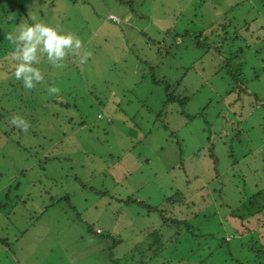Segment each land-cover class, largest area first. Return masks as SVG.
<instances>
[{
	"label": "rangeland",
	"instance_id": "obj_1",
	"mask_svg": "<svg viewBox=\"0 0 264 264\" xmlns=\"http://www.w3.org/2000/svg\"><path fill=\"white\" fill-rule=\"evenodd\" d=\"M17 2L27 18H18L20 8L1 13L7 32L15 18L44 22L78 37L81 48L61 67L41 55L34 66L43 80L32 89L0 87V202L16 208L8 218L0 214V225L9 237L11 228H25L24 253L51 247L30 259L39 264H198L187 257L194 236L219 248L239 221L230 210H244L264 190V0ZM210 24L221 26L218 42L213 34L208 44L197 36ZM171 79L186 88L169 91L181 107L166 98ZM173 108L188 115L186 124ZM14 117L26 131L11 124ZM179 193L184 204L166 203ZM153 231L162 245L150 249ZM208 252L203 247L198 257ZM228 262L219 255L203 264Z\"/></svg>",
	"mask_w": 264,
	"mask_h": 264
},
{
	"label": "trees",
	"instance_id": "obj_2",
	"mask_svg": "<svg viewBox=\"0 0 264 264\" xmlns=\"http://www.w3.org/2000/svg\"><path fill=\"white\" fill-rule=\"evenodd\" d=\"M17 1L18 0H0V14L5 12V11H9V10L14 11L16 8H18V9L20 8V14H19L18 18H20V16H22L21 15L22 13H23V16L25 15L24 18H27L26 13H24V10L26 9V7H24L23 5H21ZM128 4L132 5V2L129 1ZM7 6L9 8H7ZM17 14H18V12H17ZM6 18H9V17L8 16H5L4 18L0 17V87H2V85H6L5 89L7 87L9 88L12 86L16 87L18 85H22V82L17 81L12 77V69H13L15 62L12 61L10 59V56L8 55L12 51L13 46L9 42H7L6 39H4L5 38L4 33H8L7 32L8 29L5 30L3 27L6 24L10 23V21L7 20ZM109 19L112 20L113 22H116V23L119 22V21H116L112 18H109ZM14 20H15L13 22L14 24L18 22V20H16V18ZM28 21H30V20L28 19ZM219 26H221V24H216V25L210 24L207 28V32H199L197 37L198 38L201 37V35L203 33L206 42L208 44H210L212 42L210 41L209 37L214 34L213 39L216 42H218L217 36H218V32L220 31ZM5 28H6V26H5ZM176 34L178 35L179 32H177ZM183 34L187 35L188 30H185L183 32ZM196 42H197L198 46L201 45L200 41L197 40ZM246 48H249V46L247 45ZM242 50L243 49H239L237 52L232 53L231 56L229 55V57H228L229 63L228 64H230V62L234 58H236L238 54L242 53ZM262 60H264V57ZM6 61L8 62L9 71L5 72V74H4L1 71V69H4V70L7 69ZM183 74H184V71H183ZM238 74L240 75L239 72H238ZM183 76H185V75H183ZM172 86L179 88V90L181 91V93L179 95H182V92H183V94L186 93L185 92L186 88L184 86H181L180 81L178 79L177 80H175V79L168 80L167 86L165 88V91H166L165 95H166V98L168 99V102H170V103L177 102L181 107L183 105L184 101L179 100V98H178L179 95L178 96L169 95V91L171 92ZM0 90H3V89H0ZM0 96H1V94H0ZM184 97H185V95H184ZM238 100H239V97H237L235 99L236 102ZM232 102H228L229 107L232 106ZM176 110H177V108H173L171 110V113L173 111L172 116H174L175 112L177 114L178 110L177 111ZM4 113H6V110H5V112L4 111L2 112V115ZM183 114H184V112L182 111L181 115H183ZM241 114L242 113L240 111L236 110L235 115L237 117V121H239L240 123H242V120L245 119V117H243ZM238 118H239V120H238ZM171 121H173L172 118H171ZM83 125H84L83 121H81V126H83ZM167 127L170 128L168 121L166 122L165 128H167ZM239 132L240 131H238V136L240 135ZM65 136H67V134ZM89 189H90V191L94 190V192H95V189L93 187H89ZM256 198H259V199L256 200ZM66 200L70 201L69 197H66ZM41 201L43 202L44 200H41ZM126 202H128V203L134 202V200L128 199V200H126ZM176 202L182 203V204H184V202H185V200H182L180 193L178 195L174 194V196L166 199V203H169V204H175ZM26 203H28V202L26 201ZM24 206H25V204H24ZM47 207H49V205ZM244 208L245 209L242 210V209H240V207H236V208L234 207L230 210L229 216L234 217V218L236 217L239 221H237V225L234 224L235 227L233 226V229H231L230 231L227 232L229 238L226 239L223 237L222 239H218L216 236L213 235L215 237V239L222 240L221 241L222 243H218L219 248L218 247L217 248L209 247L212 245V243L209 244L210 242H212V240L210 239L209 236H207L206 238H205V236H203L205 239L199 240V241H198V237L194 236L193 241H194L195 246H194L193 250H190L187 257L193 258V259L196 258L197 260H199L198 264H203V263L207 262V260L212 259L213 256L217 257L219 255L224 256L225 261L229 260L228 264H251L252 262L255 264V262H256L255 260H259V264H264V235H262L264 233L262 232V230H260V229L264 228V190L262 189L259 192L253 194L251 197H249L248 200L244 204ZM147 211L148 212H159L161 217H162V220L165 221V223L167 221L171 220V218H168L165 215H163V213H164L163 208L148 206ZM18 231H20V233H21V231H24V230L18 229ZM95 233L101 234V235L103 234L102 231L97 232L96 230H95ZM149 236L152 237L151 242L148 245V247H150V249H152L154 246H155L154 248H158L159 246L162 245L161 244V238H158L159 236H158L157 231L150 232ZM17 237H15V238L17 239ZM245 237H249L248 240L249 241L251 240V244L248 247H245V245L247 244L246 242L248 241V240L247 241L244 240ZM195 241H197V242H195ZM234 241L238 242L240 244H237V246L232 247L231 244ZM4 242H6V241H4ZM222 245L225 246V248H224L226 250L225 253L220 251ZM203 247L204 248L206 247V250L209 252L204 257H198L199 256L198 250L203 248ZM221 262H223V261H221Z\"/></svg>",
	"mask_w": 264,
	"mask_h": 264
},
{
	"label": "clouds",
	"instance_id": "obj_3",
	"mask_svg": "<svg viewBox=\"0 0 264 264\" xmlns=\"http://www.w3.org/2000/svg\"><path fill=\"white\" fill-rule=\"evenodd\" d=\"M4 37L13 46L8 54L15 62L12 77L22 82L26 89H32L36 82L43 80L42 72L34 66L40 62L41 55L52 66L61 67V61L69 52H77L81 48V40L72 33H63L55 25L39 21L16 23V27ZM87 55L85 53L80 57L82 63L86 61ZM57 91L55 87L49 88L50 93ZM11 124L24 131L28 127L22 117H14Z\"/></svg>",
	"mask_w": 264,
	"mask_h": 264
},
{
	"label": "crops",
	"instance_id": "obj_4",
	"mask_svg": "<svg viewBox=\"0 0 264 264\" xmlns=\"http://www.w3.org/2000/svg\"><path fill=\"white\" fill-rule=\"evenodd\" d=\"M261 33H262V31L258 32V34L256 36V38L258 40H261V38H262V37H259V35H261ZM262 69L264 71V62L262 64ZM260 102L264 105V100H261ZM179 112H177V114ZM171 114L173 115V111ZM177 114H176V112L174 114V118H176V119L178 118ZM232 114L234 117H236L235 112H233ZM182 116L185 117L184 115H182ZM183 120H186L185 121V124H186L187 123L186 117ZM238 120H239V118H238ZM219 132L222 133L223 129H220ZM70 134H73V132H70L68 135H70ZM220 138H221V136H220ZM223 142H225V141H223ZM84 188L85 187H83V189ZM93 193H94V195L97 194L99 197L100 193H102V192L100 191V193L98 194V190L95 189V192H93ZM21 203L25 204L24 201H21ZM49 204L53 205V202L50 200ZM46 207L47 206H44L42 204V209H40V210H44V209H46ZM72 207H74V206H72ZM15 209L16 208L13 205L9 206L8 203H6V202H2V201L0 202V214L2 216H4L5 218H8V214L10 216V212H14ZM16 213H18L17 210L15 211V214ZM4 228L5 229H3V227L0 225V264H39L40 261H30V259L33 257V255H38V253L40 254L39 256L45 257V251L50 250V248H51V247H49L48 249L44 250V252H40L38 247L36 249L34 247H32L27 253H24V247L19 242L21 241L22 237L25 235V232H24L25 228L23 229L24 231H21V233H20V231H18V229H20V228H15V227L11 228L12 229V235L10 237L8 235L9 229H7L6 227H4ZM100 230L102 231V229H100ZM19 236H21V237L19 238ZM15 237H17V239ZM4 241H6V242H4ZM11 243L18 245L17 251L11 250V247L13 245ZM35 243L38 244V246H39V243H40L39 237L36 238Z\"/></svg>",
	"mask_w": 264,
	"mask_h": 264
},
{
	"label": "built area",
	"instance_id": "obj_5",
	"mask_svg": "<svg viewBox=\"0 0 264 264\" xmlns=\"http://www.w3.org/2000/svg\"><path fill=\"white\" fill-rule=\"evenodd\" d=\"M112 17V16H111Z\"/></svg>",
	"mask_w": 264,
	"mask_h": 264
}]
</instances>
